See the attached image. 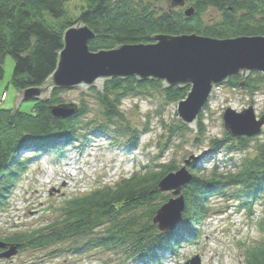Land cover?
<instances>
[{"label": "trees", "instance_id": "16d2710c", "mask_svg": "<svg viewBox=\"0 0 264 264\" xmlns=\"http://www.w3.org/2000/svg\"><path fill=\"white\" fill-rule=\"evenodd\" d=\"M67 1L0 0V80L4 74L1 60L10 55L14 61L10 83L17 92L45 83L57 66L63 47V31L78 21L95 33L88 43L91 51L113 49L123 44L151 43L157 34L195 33L213 38L264 36V0H189L194 7L190 17L184 16L182 10L156 13L137 0H81L84 5L75 20L62 22L56 29L48 25L45 14L59 19ZM208 8L218 10L221 18L204 24L199 15ZM241 80L240 75H232L227 84L230 88L239 87ZM257 83L256 78L246 76L242 87L252 95ZM147 87L160 89L168 103L185 98L190 88L189 85L164 86L161 79L139 80L132 75L112 77L104 81L101 90L96 87L89 90L102 107V118L111 123L115 119L122 121L119 109L122 98ZM62 90L53 88L49 98L31 99L30 111L0 107V207L6 204L19 176L28 168L30 158L24 156V152L38 153L59 147L77 137L79 130L82 132L80 119L88 111L84 101L74 104L77 111L69 117L58 118L50 113L53 105L69 104L59 98ZM84 124L87 127L89 123ZM185 127L180 121L172 127L171 133ZM98 129L106 131V125H98ZM196 129L197 135L205 132L199 120ZM122 133L127 135L128 146L137 143L138 130L126 126ZM227 138L231 140L227 135L223 139L210 140L212 152L223 146L232 148ZM247 139L244 136L237 138V144L243 150ZM256 150L255 158L244 160L235 170L223 168L219 171L214 164L208 171L189 163L192 178L181 190L185 204L174 233L159 231L152 221L165 200L156 202L160 195L158 181L176 169L169 163L158 170L145 166L121 178L112 187L72 197L67 201L61 219L32 231L6 235L0 241L17 244L18 251L38 249L75 235H93L92 231L111 221L101 236L87 242L91 247L118 246L123 249L126 259L154 261L160 253L173 250L183 238L187 241L195 235V224L208 214L207 204L212 195H228L238 202V207L247 209L252 202L257 203L260 199L264 202V142H260ZM228 189L232 191L230 194H226ZM244 256L245 264H264V240L247 249Z\"/></svg>", "mask_w": 264, "mask_h": 264}, {"label": "rangeland", "instance_id": "374dc122", "mask_svg": "<svg viewBox=\"0 0 264 264\" xmlns=\"http://www.w3.org/2000/svg\"><path fill=\"white\" fill-rule=\"evenodd\" d=\"M137 1L156 13L184 12L185 8L193 5L191 1L183 7H172L168 0ZM83 5L81 0H68L59 19L45 14L46 23L56 29L62 22L75 20ZM199 16L204 24L221 18L220 12L213 8H208ZM1 63L4 74L0 80V93L5 98L2 107L15 108L14 99L19 91L10 83L14 61L10 55H5ZM248 76L258 82L252 95L242 86L230 88L227 82L212 88L197 115V121L205 127L203 135H197L186 124L180 132L171 133L172 127L181 121L175 112L177 102H165L160 89L147 87L124 96L119 106L122 121L115 119L108 123L100 114L102 107L95 94L89 90L92 86L64 88L59 93L63 102L78 104L84 101L88 109L80 119L83 130L59 147L38 153H23L30 158V162L12 188L6 204L0 207V238L57 221L62 218L70 198L112 187L121 178L145 166L158 170L162 165L171 163L176 171L184 165L185 159L194 156L196 160H191V163L200 169L210 171L215 164L219 171L223 168L235 170L244 160L255 158L258 144L264 142V125L258 135L248 137L243 150L237 144L239 136L232 138L222 120L226 108L241 111L252 106L257 118L264 115V73L251 71ZM32 105L31 99L23 100L18 108L30 111ZM84 123L89 124L85 127ZM98 125H106V131L98 129ZM126 126L139 132L135 145L128 146L126 143L127 135L122 133ZM86 132L88 134L84 135ZM226 135L231 137L226 141L229 146L233 145L232 148L223 146L213 153L209 141L223 139ZM231 192L228 189L226 194ZM175 197L177 195H173L172 191H160L156 202L162 198L166 202ZM237 203L228 195H212L207 204L208 214L195 224V235L187 241L183 238L173 246V250L160 253L154 261L126 259L123 249L118 246L91 247L87 242L102 235L111 224V221H106L92 231L93 235L79 234L46 247L26 248L9 258H0V264H185L194 255L200 256L201 264H245L247 249L264 240V202L262 199L252 202L250 209L240 208Z\"/></svg>", "mask_w": 264, "mask_h": 264}, {"label": "water", "instance_id": "95a60500", "mask_svg": "<svg viewBox=\"0 0 264 264\" xmlns=\"http://www.w3.org/2000/svg\"><path fill=\"white\" fill-rule=\"evenodd\" d=\"M172 7H183L189 0H168ZM194 7L184 9L190 17ZM95 33L78 21L63 31V48L57 66L43 85L20 90L14 99L15 108L23 100L49 98L53 88L96 87L102 89L104 81L112 77L135 75L139 80L162 79L164 86L189 85L185 98L178 100L176 111L181 122L194 131L197 115L206 103L215 85L226 83L232 75H240L243 86L251 71L264 73V36L241 35L233 38H213L199 34L154 35L151 43L123 44L113 49L91 51L89 41ZM77 111L69 104L53 105L54 117L66 118ZM226 131L233 137H254L261 132L264 115L256 117L252 106L241 111L226 108L222 114ZM196 157L185 159L184 165L158 181L160 191H172L170 198L160 205L152 219L159 231L174 233L184 209L182 187L192 174L188 165ZM0 258H9L18 251L17 244L0 241ZM194 255L185 264H201Z\"/></svg>", "mask_w": 264, "mask_h": 264}, {"label": "bare ground", "instance_id": "6f19581e", "mask_svg": "<svg viewBox=\"0 0 264 264\" xmlns=\"http://www.w3.org/2000/svg\"><path fill=\"white\" fill-rule=\"evenodd\" d=\"M161 80H162V79H161ZM163 82H164V81H163ZM4 99H5V98H4V97L2 96V94L0 93V102H1L0 105H1V107H2V103H3Z\"/></svg>", "mask_w": 264, "mask_h": 264}, {"label": "built area", "instance_id": "2783aa9c", "mask_svg": "<svg viewBox=\"0 0 264 264\" xmlns=\"http://www.w3.org/2000/svg\"><path fill=\"white\" fill-rule=\"evenodd\" d=\"M0 104H1V102H0ZM124 150L126 151L127 149H124ZM125 151H124V152H125Z\"/></svg>", "mask_w": 264, "mask_h": 264}]
</instances>
